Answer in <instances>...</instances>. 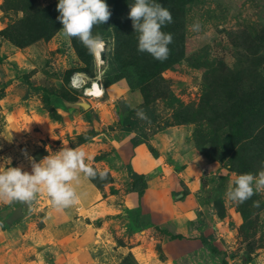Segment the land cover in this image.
<instances>
[{"label": "rangeland", "instance_id": "obj_1", "mask_svg": "<svg viewBox=\"0 0 264 264\" xmlns=\"http://www.w3.org/2000/svg\"><path fill=\"white\" fill-rule=\"evenodd\" d=\"M156 2L172 14L163 62L137 51L134 0L120 3L118 37L93 28L103 58L61 34L58 0H0V164L30 173L68 147L107 173H81L76 203L59 212L44 192L0 202V264H264V191L243 204L225 197L237 175L264 170V0ZM118 62L143 78L136 90ZM122 99L148 103L155 122L138 116L139 128L124 130ZM135 134L147 137L137 150ZM152 148L151 190L139 194L126 164L154 158ZM190 149L198 161L184 171Z\"/></svg>", "mask_w": 264, "mask_h": 264}, {"label": "clouds", "instance_id": "obj_2", "mask_svg": "<svg viewBox=\"0 0 264 264\" xmlns=\"http://www.w3.org/2000/svg\"><path fill=\"white\" fill-rule=\"evenodd\" d=\"M57 20L62 25L61 34L68 38L78 39L89 52L102 46V39L94 36L95 26L107 23L111 17L109 6L104 0H58ZM127 18L137 33V51L148 53L153 59L163 62L170 54L171 33L161 29L172 23L171 12L156 0H134L129 6ZM199 22L191 25L193 31L200 30ZM145 118L143 113H138ZM4 164H10L5 158ZM0 164V202L31 203L36 194L44 192L56 211L73 206L77 193L72 182H79L82 173L88 179L107 178L106 172H97L85 163V153L75 148L64 147L58 152L32 162L31 172L22 171L19 167H5ZM225 197L230 202L243 204L257 192L264 191V170L255 176L251 173L239 174L234 179ZM258 206V203H257Z\"/></svg>", "mask_w": 264, "mask_h": 264}, {"label": "trees", "instance_id": "obj_3", "mask_svg": "<svg viewBox=\"0 0 264 264\" xmlns=\"http://www.w3.org/2000/svg\"><path fill=\"white\" fill-rule=\"evenodd\" d=\"M122 0H110L109 3V9L111 11V17L107 21V23H104L102 25V28H106L108 26H111L113 28L114 33L116 36H119V33L121 31V25L119 20V14H120V6H121ZM119 66L117 67V71L120 72V79H125L127 82L128 88L132 91L136 90L139 87L140 81L134 80V78L129 73L130 67L123 65L122 63L118 62ZM133 70V69H132ZM134 71V70H133ZM111 79L107 78L106 82L104 83L105 86H109L113 84ZM119 107L124 112L123 114V129L127 131H136L139 128V121H138V113H143L144 116L147 117L149 120V123H153L156 120L155 111L153 110V107L149 106L148 103H140L136 106H131L129 102L126 99H122L120 101ZM97 134V131L93 128L91 129V135L95 136ZM147 137L146 135H142V138L139 137L138 134H135L134 136L130 137V143L132 147L137 146L140 143L146 142ZM151 153L154 157L157 156L156 151L154 149H151ZM127 171L129 177L133 180L132 188L138 189L139 194H142L146 187H147V179L148 175L144 173H139L130 163L126 164Z\"/></svg>", "mask_w": 264, "mask_h": 264}, {"label": "crops", "instance_id": "obj_4", "mask_svg": "<svg viewBox=\"0 0 264 264\" xmlns=\"http://www.w3.org/2000/svg\"><path fill=\"white\" fill-rule=\"evenodd\" d=\"M129 141H130V139H129ZM132 146V145H131ZM140 146V144H138L137 146H135V147H133L134 148V150H137V148ZM154 157V156H153ZM157 157V156H156ZM196 157V159H197V161H198V158H197V155H196V153L192 150V149H190V159H191V162H190V164H189V166H186L185 168H184V171H187V170H189V168L191 169V165H193L194 164V162H192L193 161V159ZM146 158H147V160H145V163H143V161H142V159H141V157L140 158H138L137 159V155H134L133 157H132V163L131 162H129L131 165H132V167L134 168V170H136L137 172H139V173H144V174H148L147 173V171L149 170V168H148V163L149 162H151V161H154L155 160V157L154 158H151L150 159V157H148V156H146ZM195 159V160H196ZM200 160V159H199ZM138 164V165H137ZM151 189L148 187V185H147V187H146V191L145 192H149ZM100 203V202H99ZM98 203V204H99ZM97 204V205H98ZM106 211L109 213V212H112V213H115V212H117V209H116V207H115V205L113 204V203H111V202H109V204H108V206L106 207Z\"/></svg>", "mask_w": 264, "mask_h": 264}, {"label": "bare ground", "instance_id": "obj_5", "mask_svg": "<svg viewBox=\"0 0 264 264\" xmlns=\"http://www.w3.org/2000/svg\"><path fill=\"white\" fill-rule=\"evenodd\" d=\"M103 47V44L100 48H97L95 51L97 54H99L100 49ZM98 56V55H97ZM100 57V56H99ZM102 61V60H101ZM91 84V83H90ZM89 94L93 96H99L103 91L101 89V86L97 81L94 80L92 85L88 88Z\"/></svg>", "mask_w": 264, "mask_h": 264}, {"label": "water", "instance_id": "obj_6", "mask_svg": "<svg viewBox=\"0 0 264 264\" xmlns=\"http://www.w3.org/2000/svg\"><path fill=\"white\" fill-rule=\"evenodd\" d=\"M100 57H101V58L104 57V52L102 51V48L100 49Z\"/></svg>", "mask_w": 264, "mask_h": 264}, {"label": "built area", "instance_id": "obj_7", "mask_svg": "<svg viewBox=\"0 0 264 264\" xmlns=\"http://www.w3.org/2000/svg\"><path fill=\"white\" fill-rule=\"evenodd\" d=\"M79 82V81H78ZM81 86H83V83L80 84Z\"/></svg>", "mask_w": 264, "mask_h": 264}]
</instances>
